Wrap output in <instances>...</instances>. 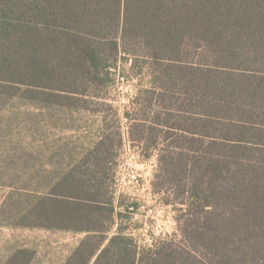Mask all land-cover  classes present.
I'll list each match as a JSON object with an SVG mask.
<instances>
[{"label": "trees", "instance_id": "1", "mask_svg": "<svg viewBox=\"0 0 264 264\" xmlns=\"http://www.w3.org/2000/svg\"><path fill=\"white\" fill-rule=\"evenodd\" d=\"M127 79L129 141L157 156L153 191L177 213V234L149 246L109 236L137 209L109 197L123 138L117 110L106 135V102ZM17 100L103 116L82 161L20 194L23 228L84 235L64 264H264V0H0V115Z\"/></svg>", "mask_w": 264, "mask_h": 264}, {"label": "rangeland", "instance_id": "2", "mask_svg": "<svg viewBox=\"0 0 264 264\" xmlns=\"http://www.w3.org/2000/svg\"><path fill=\"white\" fill-rule=\"evenodd\" d=\"M129 68V64L125 66ZM132 80H117L109 92L106 135L114 141L116 113L121 118L123 145L107 165L112 166L109 197L116 213L124 207L137 209L116 217L109 236L118 227L138 245L149 246L157 240L177 234V213L162 203L163 195L153 191L152 182L157 169V156L145 159L140 146L128 138V122L122 113L135 96ZM72 108L42 105L27 109L22 101H12L0 115V264L11 255L26 249L33 253L30 264H64L83 234L28 229L16 217L23 208L20 194L24 182L31 179L36 193L44 192L45 181L60 179L69 165L83 160L86 150L98 143L102 135L103 116L93 112L94 104L71 101ZM27 155V156H26ZM28 158V159H27ZM33 175H29V170ZM122 205V207H119ZM177 239V238H176Z\"/></svg>", "mask_w": 264, "mask_h": 264}]
</instances>
